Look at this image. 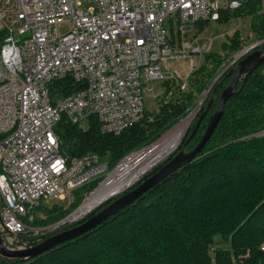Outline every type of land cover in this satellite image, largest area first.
Listing matches in <instances>:
<instances>
[{
	"label": "built area",
	"instance_id": "2783aa9c",
	"mask_svg": "<svg viewBox=\"0 0 264 264\" xmlns=\"http://www.w3.org/2000/svg\"><path fill=\"white\" fill-rule=\"evenodd\" d=\"M247 2H258L264 14V0H0V239L7 250L40 242L28 238L38 229L23 220L41 200L58 196L71 205L77 190L96 183L72 217L124 160L108 171L97 155L64 156L55 133L60 121L81 127L95 119L111 135L133 127L143 118L148 84L179 77L162 63L187 58L178 55L165 18L175 14L181 31ZM63 24L69 30L60 34ZM262 46L264 40L246 50Z\"/></svg>",
	"mask_w": 264,
	"mask_h": 264
},
{
	"label": "trees",
	"instance_id": "16d2710c",
	"mask_svg": "<svg viewBox=\"0 0 264 264\" xmlns=\"http://www.w3.org/2000/svg\"><path fill=\"white\" fill-rule=\"evenodd\" d=\"M251 4L257 5L259 13ZM235 12L249 17L255 14L250 23L251 42L264 38V14L258 2L222 10L217 21ZM204 23L208 22L196 25ZM170 35L173 44V33ZM241 37L235 33L228 50H237ZM222 62L221 56L205 54L195 78H189L188 91L177 89V94L158 104L151 120L142 118L119 135L101 133L95 119H90L87 129L62 119L55 129L60 152L68 158L97 155L110 171L128 153L178 124L216 79ZM227 75L215 82L201 109V113L207 110L206 117L187 142L192 125L179 150L191 151L201 139L221 90L230 80ZM64 90L62 95L70 93ZM235 91L211 138L193 161L91 232L33 260L20 263L0 258V264H264V137L254 136L264 130V62ZM95 186L77 190L70 210L54 208L50 212L68 214Z\"/></svg>",
	"mask_w": 264,
	"mask_h": 264
},
{
	"label": "rangeland",
	"instance_id": "374dc122",
	"mask_svg": "<svg viewBox=\"0 0 264 264\" xmlns=\"http://www.w3.org/2000/svg\"><path fill=\"white\" fill-rule=\"evenodd\" d=\"M251 6L254 7V9H256L257 13H259V10H257L258 7L256 4H251ZM254 15L255 14H252V17ZM252 17L240 15V12H235V13H230L228 16L224 17L220 21L204 23V24H201V26L187 24V23L180 25L181 31H179L178 29V24L176 22L175 14L172 15L171 19L169 17H166L164 20V25L169 35H170V32L173 33L174 47L176 51L179 52L178 55L180 54V51H181V53L183 52L184 54L187 55V58L186 59L177 58V59L169 60L168 62L162 63L163 71L167 75L171 76L173 73H175L179 77L175 79L173 78V79L165 80L167 82L158 80V81H153L152 83L148 84V88L151 89V91H147L143 95V104H144V109H145L143 118L151 120L152 115L158 109V104L162 103L164 100L165 101L168 100L173 95L177 94L178 92L177 89H179L182 92L188 91L189 78L190 77H192L191 79L195 78V76L193 75L195 74V71L199 68V66L204 62L205 54H214L215 58L219 56L222 57L223 62L220 65L218 75L221 74V77H222L226 72L229 73V71L235 66L234 63L238 61L240 53L246 50L252 44L251 41H252L253 35H252V32H250V23L254 19ZM171 28H172V31H171ZM68 30H69V27L67 24H63L59 28L60 34H64L68 32ZM235 33H239L242 36L241 37L242 40L240 44L241 46L237 50H234V51L228 50L227 45L230 43L231 38L234 36ZM260 40H264V38H260L254 42H257ZM184 43H189L190 49L187 47H183ZM195 47L200 48V50L194 51ZM190 68L193 69L192 70L193 73L190 72V74L187 77L186 88L181 89V84L184 82V78L189 73ZM167 83H168V86H166ZM212 83H210L207 89L201 93L196 106L190 109L187 115L178 124H176L174 127L166 131L157 140L151 142L145 147L140 148L137 151L140 152L150 147L151 145L155 144L160 139H162L166 134H168L171 130H173L176 126H178L183 121L189 118H190L189 126L192 127V125H194L196 122V118L193 119L195 112L199 109V107L202 109L204 104H206V101H207V98L210 92L206 94L205 101H204L205 103L203 102V104L200 106L201 101L204 99L205 92L208 90V88L210 87ZM164 84L165 86H163ZM88 127H89V123L86 121H84L81 124L82 129H87ZM185 135H186V132L184 133V136ZM184 136L181 138V141L178 144L179 146L180 145L182 146V142L185 138ZM178 145L169 154H167L161 161L151 166L150 169L162 164L165 158L172 155L178 149ZM136 152L128 153L124 158H122L119 162H117V164L120 163L123 159L127 158L129 155L136 154ZM150 169L146 170L144 173L147 174L150 171ZM141 177H139L137 180L139 181ZM116 198L117 197L115 195L110 197L106 201L99 203L98 206L91 208L85 214H82L81 217L79 216L77 219H75V221L68 222V223H62V221L68 216L71 219L72 213L75 210H77V208L81 204H79L76 208L72 209L68 214L66 213L63 214L62 212H58V211H54V212H50V211L53 210L54 208L70 210L68 200L61 199L58 196L52 199L50 198L46 200H41L39 202V205L31 212L29 217L27 216L25 218L29 220V225L31 228L38 229L37 234L27 233V235H29L28 238H31V239L32 238L34 239V237L39 238L40 239L39 243H41L43 240L42 237L47 235L49 238L55 235L61 229L68 227L69 225H74L77 222H80L81 220L88 218V216L90 217L95 210H97V212L100 211L101 209L105 208L109 204V201L112 202ZM82 202L83 200L81 201V203ZM55 225H59V226H55Z\"/></svg>",
	"mask_w": 264,
	"mask_h": 264
},
{
	"label": "water",
	"instance_id": "95a60500",
	"mask_svg": "<svg viewBox=\"0 0 264 264\" xmlns=\"http://www.w3.org/2000/svg\"><path fill=\"white\" fill-rule=\"evenodd\" d=\"M264 62V46L260 47L259 49L248 51L244 50L240 53L238 61L234 63V67L229 71L227 77H230L229 82L222 88L220 96L217 101V106L214 113L209 116V120L205 131L199 140V142L195 145V147L191 151H185L183 149H178L170 156L163 160V163L157 167L151 168L147 174H143L141 179L136 181L135 183L126 187V189H122L119 193H116L115 196L117 197L114 201H109V204L97 212L95 210L93 214L88 217L84 222L81 224L55 234L41 243L23 250V251H9L7 250L0 239V258L2 259H9V260H17L20 263H24L34 258L48 252L49 250L64 244L68 241L75 240L84 234L91 232L97 226L106 222L109 218L114 217L116 214L124 210L125 208L132 205L135 201L141 198L147 191L152 189L158 183H160L163 179L168 177L170 174L174 173L184 165L188 164L189 162L193 161L197 155L200 154L206 143L211 138L214 130L216 129L221 117L223 115L224 107L228 100L232 98L236 94V87L240 83V81H246L247 78ZM221 77V74L216 77L213 83L210 85L207 93L210 92L215 82ZM214 91V90H213ZM212 98L208 101V107L212 104ZM205 99H203L200 103V106L203 104ZM207 115V110L201 113V108L195 112L193 117L196 118V122L194 127L191 130V133L187 139L189 142L193 136L196 134L199 125L203 121V119ZM189 117V116H188ZM190 125V124H189ZM191 129L188 126L186 130V135L188 134L189 130ZM185 135V136H186ZM184 136V137H185ZM124 192H126L124 194ZM119 196V197H118ZM75 212V211H74ZM72 222L69 220V216L66 217L62 223Z\"/></svg>",
	"mask_w": 264,
	"mask_h": 264
},
{
	"label": "bare ground",
	"instance_id": "6f19581e",
	"mask_svg": "<svg viewBox=\"0 0 264 264\" xmlns=\"http://www.w3.org/2000/svg\"><path fill=\"white\" fill-rule=\"evenodd\" d=\"M207 92H205L204 99ZM188 118V117H187ZM190 119V118H189ZM189 119L183 121L176 126L162 139L150 147L136 152L134 155H129L125 158L113 172L105 186L85 203V205L77 211V214L71 217L70 221H75L79 216L88 212L91 208L97 206L102 200L108 196L115 194V192L124 189L135 182L142 174L150 169L151 166L161 161L167 154H169L181 141L188 126Z\"/></svg>",
	"mask_w": 264,
	"mask_h": 264
},
{
	"label": "flooded vegetation",
	"instance_id": "af4514ba",
	"mask_svg": "<svg viewBox=\"0 0 264 264\" xmlns=\"http://www.w3.org/2000/svg\"><path fill=\"white\" fill-rule=\"evenodd\" d=\"M73 227H75V225H69L68 227H65L64 229H61L59 232H57L56 234H58V233H60V232H63V231H65V230H68V229H70V228H73Z\"/></svg>",
	"mask_w": 264,
	"mask_h": 264
}]
</instances>
